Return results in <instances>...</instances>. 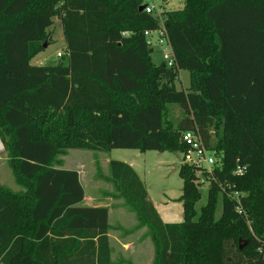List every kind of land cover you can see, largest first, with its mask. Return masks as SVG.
Masks as SVG:
<instances>
[{
    "label": "trees",
    "instance_id": "obj_1",
    "mask_svg": "<svg viewBox=\"0 0 264 264\" xmlns=\"http://www.w3.org/2000/svg\"><path fill=\"white\" fill-rule=\"evenodd\" d=\"M140 4L0 0V142L23 189L0 186V264H113L108 209L79 206V175L58 168L59 157L70 149L183 153L186 131L218 159L198 216L193 166L179 168L183 218L175 224L162 222L128 164L111 160L104 178L148 230L151 264H264L256 208L264 198V73L256 67L244 98H231L228 87V48L240 36H264V0H184L165 12L173 68L152 61L144 31L158 23ZM54 18L67 63L31 65L49 45ZM180 70L190 73L187 90L174 86ZM170 106L181 111L177 121ZM238 164L245 170L234 175ZM234 192L245 195L239 211Z\"/></svg>",
    "mask_w": 264,
    "mask_h": 264
},
{
    "label": "rangeland",
    "instance_id": "obj_2",
    "mask_svg": "<svg viewBox=\"0 0 264 264\" xmlns=\"http://www.w3.org/2000/svg\"><path fill=\"white\" fill-rule=\"evenodd\" d=\"M159 11L162 13L180 9L184 0H154ZM51 34L49 45L43 52L39 53L31 65L48 66L57 64L59 61L67 63V57L60 59L57 54H66V43L64 39L61 21L53 19V25L48 29ZM154 38V37H153ZM151 54L152 61L159 65L162 63L160 51L156 45L153 46ZM263 58H260L258 56ZM258 57V58H253ZM260 67L264 73V36H240L235 38L228 48V87L231 98H244L253 88L250 79L255 78L257 68ZM255 68V69H254ZM262 73V74H263ZM190 85V73L187 70H180L174 81L176 90H187ZM169 118L177 121L181 111L177 106H170ZM60 159V169H79L81 185L87 195L94 190L93 182L100 180V187L104 193L111 191V183L104 180L109 176L108 162L110 160L126 161L138 166V171L145 181L151 200L158 208H167L173 220H182V185L183 181L179 176V168L182 165V155L178 152H140L138 149H113L110 152L94 150L70 149ZM8 153L0 142V186L12 193H20L23 189L16 182L12 169L9 165ZM209 171L201 168L196 173L199 183L200 200L195 205L197 216L200 209L206 204L207 191L209 187ZM101 176V177H100ZM107 194V193H106ZM245 197V195L243 196ZM256 208L259 214L264 217V198L258 199ZM125 207V206H124ZM128 208V207H127ZM127 211V210H126ZM222 211V196L218 195L215 219H219ZM116 215V212L112 213ZM143 239L145 241V253L142 263L151 264L154 257L153 244L147 229Z\"/></svg>",
    "mask_w": 264,
    "mask_h": 264
},
{
    "label": "crops",
    "instance_id": "obj_3",
    "mask_svg": "<svg viewBox=\"0 0 264 264\" xmlns=\"http://www.w3.org/2000/svg\"><path fill=\"white\" fill-rule=\"evenodd\" d=\"M183 7L184 4L180 9ZM121 162L128 164L143 182L147 192V199L152 203L163 223L175 224L182 222V220L178 219L173 220V217L167 208H158V206L151 200L145 181L140 175L138 171L139 167L136 166V164L126 161ZM75 171H77L81 182V171L79 169H75ZM100 182L101 181L98 179L92 183L94 190L90 192V195H87L85 189H83L84 199L79 206L89 208L105 207L108 209L109 231L107 235L109 239L110 259L113 264H143L142 259L145 253V241L143 236L146 228L139 226L134 212L131 211L121 198H116L114 196L115 192L113 186L111 187V191L106 192V194L104 191H101L103 189L99 185ZM113 212H116V215H113Z\"/></svg>",
    "mask_w": 264,
    "mask_h": 264
},
{
    "label": "built area",
    "instance_id": "obj_4",
    "mask_svg": "<svg viewBox=\"0 0 264 264\" xmlns=\"http://www.w3.org/2000/svg\"><path fill=\"white\" fill-rule=\"evenodd\" d=\"M140 1V5L144 6L143 11L148 15H152L158 23V27L156 29L144 31V36L149 41V46L152 50L154 49V45L158 47L162 57V62L166 65V67H175L173 49L165 28L166 16L164 13L159 11L157 4L154 3V0ZM122 35H127V32H123ZM57 57H62V54L58 53ZM181 140L187 146L185 152L181 153L182 164H187L197 169L207 168L209 173H211V169L218 163V159L215 157L212 151L203 145L200 136L194 131H186L182 134ZM244 170L245 168L238 164L233 174L241 175L243 174ZM243 196L244 195L242 193H233L232 197L237 202L236 209L238 211L241 209V198ZM261 241L263 246L259 249V252L264 255V233L261 236Z\"/></svg>",
    "mask_w": 264,
    "mask_h": 264
},
{
    "label": "water",
    "instance_id": "obj_5",
    "mask_svg": "<svg viewBox=\"0 0 264 264\" xmlns=\"http://www.w3.org/2000/svg\"><path fill=\"white\" fill-rule=\"evenodd\" d=\"M143 9H144V6H140V7H139V11H140V12H142V11H143ZM46 46H47V45H46V44H44V45H43V48L45 49V48H46Z\"/></svg>",
    "mask_w": 264,
    "mask_h": 264
}]
</instances>
